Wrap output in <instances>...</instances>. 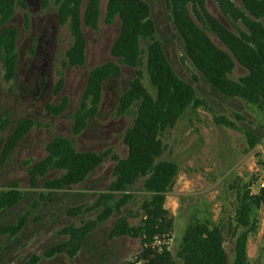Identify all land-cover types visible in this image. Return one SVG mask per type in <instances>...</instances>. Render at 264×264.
<instances>
[{
    "label": "rangeland",
    "instance_id": "rangeland-1",
    "mask_svg": "<svg viewBox=\"0 0 264 264\" xmlns=\"http://www.w3.org/2000/svg\"><path fill=\"white\" fill-rule=\"evenodd\" d=\"M108 1L102 3L100 28H85L86 64L73 67L67 59L73 38L69 26L59 23L57 1L45 7L44 0H16L11 25L20 36L14 81L6 80L0 60V195L15 191L21 199L0 211V227L17 225L24 217L27 221L15 236L0 234V264H151L144 259V237L120 231L124 224L139 230L150 219L146 206L153 195L145 189L146 178L113 195L110 203L104 200L115 179V158L128 156L124 136L137 109L133 106L122 113L120 106L138 70L143 73V87L157 98L146 67L152 44L161 46L177 76L195 89L197 98L175 127L162 135L166 150L160 161L174 162L179 171L166 194V218L171 221V230L157 234L152 248L160 252L167 246L174 261L182 264L179 254L187 229L204 223L221 229L228 264L234 263L236 242L243 234L248 236L247 264H264V202L252 208L249 226L237 223L244 194H258L264 189V101L254 104L243 97L231 98L210 85L187 53L172 20L170 0H142L150 7L155 34L141 40L139 66H122L121 78L107 81L98 114L80 136L73 135L74 115L82 105L90 73L118 62L112 49L120 35L121 21L117 19L113 25L104 22ZM204 1L209 17L231 33L240 36L249 32L243 20L233 19L216 0ZM232 3L249 16L242 0ZM190 9L200 28L227 52L201 9ZM247 74L237 64L231 78L239 81ZM62 80L64 86L60 89ZM65 99L68 106L63 115L48 112V106H58ZM22 125L27 133L11 151L10 141ZM55 137L70 139L81 153L110 155L78 184L51 188L49 185L64 175L57 169L49 170L34 184L29 171L47 157V146ZM89 223L94 226L76 254L59 251L67 241L63 234L66 228Z\"/></svg>",
    "mask_w": 264,
    "mask_h": 264
},
{
    "label": "trees",
    "instance_id": "trees-1",
    "mask_svg": "<svg viewBox=\"0 0 264 264\" xmlns=\"http://www.w3.org/2000/svg\"><path fill=\"white\" fill-rule=\"evenodd\" d=\"M51 1L44 0V6L48 7ZM56 1L59 6V23L62 26H69L73 38L72 47L67 53L68 64L83 67L87 60L85 28L91 30L100 28L103 0ZM169 2L173 23L185 43L187 53L210 85L228 97H243L254 104H261L264 101V0H242L245 10L254 20L236 8L232 0H216L221 9L233 19L245 22L249 32L240 36L231 33L217 20L209 17L204 0ZM191 7L201 9L213 32L227 47V52L219 49L200 28L191 14ZM16 9V0H0V60L4 64L5 78L8 82L16 79L19 65L20 32L11 25ZM150 13V7L142 0L108 1L104 22L113 25L117 19L121 21L120 35L112 49V54L118 62L107 63L90 73L82 105L74 115L72 125L74 136H80L98 114L107 81L121 78L122 66L131 68L139 66L143 56L141 40L152 38L155 34ZM237 64L245 68L248 74L239 81H234L231 75ZM146 67L150 80L157 90V98L154 99L143 87V73L138 70L137 77L122 98L120 106L122 113L129 111L133 106L137 109L135 120L124 136L128 156L125 159L115 158V179L104 201L110 203L113 195L125 192L137 181L146 178L145 189L153 195L152 202L146 206L150 219L139 230H132L124 224L120 231L123 234L144 237L146 262L177 264L167 246L159 249L160 252L157 248H152L157 234L164 229L169 232L171 230V221L166 218V194L172 188L179 171L178 165L174 162L160 161L166 150L162 135L168 129L174 128L183 113L197 102L196 91L177 76L160 45L149 46ZM63 86L62 80L60 89ZM67 106L65 99L58 106H48V112L60 116L65 113ZM261 106L264 109V105ZM25 128L26 126L22 125L10 141L11 151L27 133ZM248 137L254 146L252 135L249 134ZM47 152V157L30 169L29 173L36 184L38 178L46 175L51 169L63 171V177L49 185L56 189H64L84 181L110 155L109 152L104 154L78 152L72 141L65 137H55L48 144ZM20 199L21 194L15 191L2 193L0 211L14 206ZM244 200L245 203L237 212V223L240 227L250 225L252 208L264 202V189L258 194L247 191ZM26 221L27 217H24L17 225L1 226L0 234L15 236L24 228ZM93 226L89 223L83 227L66 228L63 234L67 241L58 248L59 251L76 254ZM247 242V234L237 239L233 264H247ZM179 257L182 264H228L221 229L210 228L204 223L189 226Z\"/></svg>",
    "mask_w": 264,
    "mask_h": 264
}]
</instances>
